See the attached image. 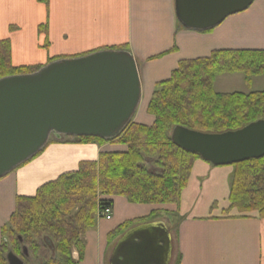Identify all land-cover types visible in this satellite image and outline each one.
Masks as SVG:
<instances>
[{
  "label": "crops",
  "instance_id": "crops-1",
  "mask_svg": "<svg viewBox=\"0 0 264 264\" xmlns=\"http://www.w3.org/2000/svg\"><path fill=\"white\" fill-rule=\"evenodd\" d=\"M255 1L216 27L191 30L178 24L174 0H0V40H9L16 67L125 47L140 79V100L131 121L150 126L151 95L179 62L207 58L218 50L264 48V0ZM111 143L52 141L0 178V242L18 196H33L43 184L77 170L80 162L97 160L100 152L114 149ZM233 169L195 159L178 204H134L123 196L111 197L109 216L98 218L85 232L81 254L73 249L71 258L75 264H109L126 229L113 237L111 232L159 210L152 223L161 222L169 231L168 264L174 254L175 264H264V218L230 208Z\"/></svg>",
  "mask_w": 264,
  "mask_h": 264
},
{
  "label": "trees",
  "instance_id": "trees-1",
  "mask_svg": "<svg viewBox=\"0 0 264 264\" xmlns=\"http://www.w3.org/2000/svg\"><path fill=\"white\" fill-rule=\"evenodd\" d=\"M39 68L12 65L10 42L0 40V78ZM237 73L246 85L253 77L264 75V50H218L207 58L183 60L153 91L147 106L154 117L150 126L131 121L109 140L76 138L79 143L124 144L126 150L101 152L97 160L82 161L77 170L43 184L33 196H18L1 229L0 264H7L9 251L26 264L29 258L35 264H62L63 258L74 264L72 250L81 254L83 235L95 225L98 210L111 208L113 196H123L134 204H178L193 161L201 157L174 145L172 128L179 125L203 133H222L264 118V90H214L217 76ZM231 166L230 208L243 216L257 213L264 218V157ZM160 213L154 210L126 221L110 237L132 225L155 220Z\"/></svg>",
  "mask_w": 264,
  "mask_h": 264
},
{
  "label": "water",
  "instance_id": "water-1",
  "mask_svg": "<svg viewBox=\"0 0 264 264\" xmlns=\"http://www.w3.org/2000/svg\"><path fill=\"white\" fill-rule=\"evenodd\" d=\"M254 0H174L177 22L208 30ZM140 100V79L127 50H100L52 61L0 78V178L35 156L50 136L111 139L129 124ZM171 141L214 166L264 157V118L222 133L174 126ZM27 255L26 248L22 249ZM169 231L161 222L137 225L113 247L109 264H168ZM7 264H26L9 251Z\"/></svg>",
  "mask_w": 264,
  "mask_h": 264
},
{
  "label": "rangeland",
  "instance_id": "rangeland-1",
  "mask_svg": "<svg viewBox=\"0 0 264 264\" xmlns=\"http://www.w3.org/2000/svg\"><path fill=\"white\" fill-rule=\"evenodd\" d=\"M258 1H260V0H256L255 2L257 3ZM255 2L253 3V5L255 4ZM239 50H264V48H262V49L261 48H243V49H239ZM252 82H253L252 84L246 85L243 81V76L241 74H238V73L237 74H222L216 78L215 83H214V90L218 93H230V92L248 93L250 91L264 90V75L253 77ZM135 123L142 124L139 122H135ZM67 140L70 141L73 139H69V138H66L64 136L56 138L53 135L50 136V139H49V141H67ZM76 141H78V140H76ZM111 146L114 148L113 150H111V152H124L126 150V146L124 144L111 143ZM116 146H119L120 149H116L115 148ZM170 226H171L170 229H171V232L173 235L174 223H171ZM174 256H175V254H174ZM174 256L171 260V264H173V262L175 264V262H176V259ZM72 261H73V259H72ZM61 262H62V264H67L65 258L61 259ZM28 264H35V263L31 260V258H29Z\"/></svg>",
  "mask_w": 264,
  "mask_h": 264
}]
</instances>
